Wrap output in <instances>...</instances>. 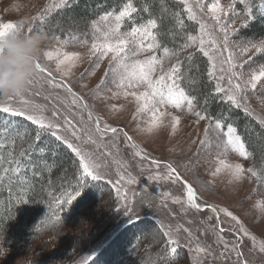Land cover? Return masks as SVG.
Here are the masks:
<instances>
[{
    "label": "rangeland",
    "instance_id": "1",
    "mask_svg": "<svg viewBox=\"0 0 264 264\" xmlns=\"http://www.w3.org/2000/svg\"><path fill=\"white\" fill-rule=\"evenodd\" d=\"M228 2L229 0H221L222 4ZM58 3L59 0H0V23L20 24L24 22V30L28 33V26L30 24L33 26L36 22L32 18L43 12L49 4ZM60 9L62 8H53L45 17ZM209 23L211 24L212 21H209ZM68 27L75 30L74 23H69ZM235 27L239 29L231 37L235 52L239 53L238 45L241 42L252 40L258 43L260 41L243 35L242 30L244 28L240 27V19L236 20ZM91 31V24H89L85 32L89 33L87 37L89 42L92 39ZM194 35L199 36L198 24L197 33ZM81 36L79 40L85 38L84 33H81ZM47 41L45 51L54 50L60 46L57 44L56 39L47 38ZM64 41L70 42L64 46L63 50L80 53L82 60L72 70L70 77L63 78V82L68 83L77 96L82 97L83 102L88 104L93 118L100 117L101 126L107 123L111 127L124 129L132 137L131 142L143 149L148 159L143 160L140 156H136L133 149L128 146L129 142L125 141L122 133H107L103 138V144L107 147L102 146L100 148L91 143H82L83 139L86 138L83 132L81 133V142H76L69 133H65L69 139H73L74 143H80L85 151L92 153L100 164L106 165L100 171L105 176L103 180L111 185L114 191L113 194H115V201L113 202V208L108 206L106 210H103V208L96 206L95 209L86 210L82 214L79 223L68 226L61 231L60 235L64 237L67 235L69 237L73 236L74 240L72 241L75 242H82L84 239V243L79 249H73L71 256L66 261L57 264H82L88 257H93L113 236L131 223L129 222L130 216L133 221L151 217L155 218L159 225L162 222L165 226H171L173 229L178 225H183L184 228L189 229L191 235L184 232L183 229L179 233L173 232V236L179 239L180 245L186 251L185 260L178 264H236L238 258L234 253L231 258L227 256L221 258L220 254L225 249L223 243H218L216 238L219 229L224 228L226 231L221 234L224 239L229 242L235 239L233 234L227 231V229L233 227L238 228L235 222H232L229 217H225L221 213V223L217 225L215 214L211 213L210 210L205 209L202 212L186 210L185 205L173 203V199L177 197L182 201L186 200V192L179 182L174 184L171 181H150L148 179L150 174L162 173L163 164L168 162L177 167V171L183 180L193 185L201 202H207L222 208L226 207L238 217L245 228L256 237L254 243L248 237H244L242 233H238L243 240V259L247 260L249 264H264V253L259 251L260 245L264 243V210L261 208V206H264L263 186L255 178L248 177L240 183H229L230 177L225 169H222L216 176L212 175L216 168L221 167L220 159H225L226 162L230 163H241L246 169L253 167L251 160L249 158L244 159L230 151L225 157H218L215 144L210 148L201 149L199 140L203 138V130L208 124V120H201L197 124V117L186 110L179 113L182 119L179 130L175 135L171 134L170 127H162L154 133L143 131L152 120L151 110L137 114L135 98L132 96L125 98L122 94L124 90L118 89L111 83V74L106 79L107 87L102 88L99 92L97 91L96 86L109 69L108 59L101 61L100 67L95 68V57L90 59L88 56L90 43L88 46H84L72 37L64 39ZM192 50H198V44L188 47L184 52L172 57L170 61H166V66L169 62L175 63L177 59L180 60L186 52ZM151 54L143 53L140 58H146ZM225 56H227V53H225ZM205 57L209 69L208 57ZM250 57L251 59H249ZM245 60L248 63L244 66L243 78L247 80L253 71L258 72L260 66L264 65V54L251 52L237 56L238 62ZM39 62L51 69L53 75L60 79L59 73L55 71V61H48L42 57ZM218 69L219 64L217 65V75H219ZM213 81L216 85V80L213 79ZM41 84L42 87L37 85L26 92L25 98L44 106L43 115L49 119H54L52 113L56 111L58 116L55 119L58 123H62L64 116H67L78 128H84L85 131L91 130L93 137L100 143V136L95 133V120H89L88 111L73 105L71 102L72 97L68 95L63 87L53 88L43 81H41ZM221 84L226 88L227 78ZM261 84H264V81H261ZM127 90L139 92L142 89L130 88ZM117 93L119 94L117 95ZM221 95L223 100H226L223 93ZM247 95L249 97L248 105L253 112L251 116L255 119L256 117H264V91L260 90V85L257 86L255 94L249 90ZM45 97L48 98L45 99ZM11 103L16 105L17 102L13 100ZM160 111L178 114V110L171 106L161 107ZM156 115L158 116L159 113L157 112ZM163 119L166 124L170 120L168 116L163 117ZM114 135L118 137L115 140H113ZM223 139H226V137H223ZM113 143L116 147H113ZM262 148L263 146L260 144L258 149L260 154H264ZM198 149H200L199 153ZM107 153H111V155ZM152 158L162 162L161 169H156L151 164ZM129 174L135 177L137 183H127ZM121 175L125 177L124 180H120ZM165 193H168L167 197H165ZM208 216H212L213 219L209 220ZM87 223L89 224L87 225ZM79 224L80 226H78ZM149 233L151 237H155L154 233ZM55 236L58 235L48 234L38 240H32L26 249L2 246L8 252V255L0 260V264H16L18 259L27 257L30 250H32L31 254L33 256L38 257L36 264H50L49 261H46V258L52 252L65 250L64 245L55 243ZM198 245L204 247L206 252L196 253L195 248ZM230 249L231 243L229 244V251Z\"/></svg>",
    "mask_w": 264,
    "mask_h": 264
},
{
    "label": "snow or ice",
    "instance_id": "2",
    "mask_svg": "<svg viewBox=\"0 0 264 264\" xmlns=\"http://www.w3.org/2000/svg\"><path fill=\"white\" fill-rule=\"evenodd\" d=\"M71 3V0H59L58 4H49L45 7L43 12L39 13L32 19L34 21H43L44 17L53 8H64ZM163 3V0H161ZM179 3L183 5V12L187 14V19L199 25V36L189 34L186 37V43L182 45V48L187 49L188 47L195 46L198 44V50L203 53L204 56L208 57L210 68L208 69V76L210 79L216 80L215 91L217 93H223L226 101L230 102L231 106L235 109H243L247 115H253V112L248 105L249 90L253 94L257 91V86L260 85V90L264 91V65H261L259 71H253L250 74L249 79L245 80L244 77V66L248 63L247 60L243 62L237 61L238 55H246L254 52L256 54H264V39H261L258 43L252 40L241 42L239 47V53L233 50L234 42L231 37L236 34L239 29L235 27L237 19H240V27L248 28L250 23L255 22L257 15L264 16V0H260L259 5H255L253 0H239V3L243 5V15L237 10V0H229L227 4H222L221 0H179ZM254 7H258V13H254ZM144 11L149 10V6L143 7ZM137 11L134 6L133 0H127L123 3L122 7L118 11H108L104 15H101L98 20L91 22V42L87 39L89 33H84V39L79 40V36H73L72 39L78 40L84 46H88L90 43L88 56L91 59L95 57L94 67L99 68L100 62L108 59L109 69L105 72L104 78L101 79L100 83L96 86L97 91L104 87H107L106 79L111 74L113 83L118 89H122L123 96L127 98L132 96L136 101V112L137 114L151 110L152 120L148 123L146 131L148 133L158 132L162 127H170L171 134L175 135L179 130L181 124V115L185 110L197 117L196 123L199 124L201 120H208V124L203 130V138L199 140L201 149L210 148L215 144L217 148V156L225 157L230 151L238 154L244 159H248L251 153L246 149V144L242 139L241 135L237 134V128L231 123L226 125V131H223V126L220 119L213 120L212 117L206 116L200 111L196 110L195 97L191 96L186 92L184 87L181 86L180 81L184 78L181 73V61L176 60L175 63L165 64L166 61H170L172 57L177 56V52L170 50L166 46H162L157 37L161 34L158 27L157 19L149 18L146 23L135 25V19L133 13ZM173 16L178 26L183 30L186 25L184 20L181 19L180 13H173ZM207 17V19H205ZM131 20L130 31L122 29V25L127 21ZM209 21H212L210 24ZM162 26V21H161ZM24 30V22L20 24L8 22L0 23V38L4 37L11 31ZM155 30V31H154ZM36 29L30 24L28 26V34H34ZM57 44L54 50H46L43 53V57L48 61H55V71L59 73L60 79H57L51 69L46 65L41 64L39 61L36 64L37 76L30 82L28 91L32 87L37 85L42 87L41 81L47 83L53 88L63 87L70 97H72V104L87 110L89 114V120H95V133L100 136V143L93 137L91 130L85 131L84 128H78L71 119L64 116L62 123H58L55 118L58 114L53 111L52 116L54 119H49L43 115L44 106L39 105L25 98V94L8 97L0 100V113H6L12 117H22L24 121L31 122L32 125H36L35 136L32 137V142L29 143L28 149L22 150L20 156L26 155L28 150L35 147V142L40 141L42 136L47 134L54 137L56 141L62 142L67 146L75 155L79 158V167L83 170L82 175L78 180V188L75 191V195L68 194L64 200L57 202V208L60 209L64 204L71 205L73 201L81 195V188L85 186L86 178H91L92 181H100L105 179V176L101 173L100 169L106 167V165L100 164L93 156L92 153L85 151L80 143L82 137L81 133H85L86 138L83 139L82 143H91L100 147H107L103 144V138L107 133L117 134L122 133L125 141L129 142L130 146L136 156H140L143 160H147L148 157L144 154L137 144L132 141V137L128 135L124 129H118L111 127L107 123L101 126L100 117L93 118L91 110L88 108V104L83 102L82 97L77 96L68 83L63 82L64 77H70L72 70L82 60V56L78 52H68L63 50L64 46L70 41H64L62 38L57 37ZM145 40L149 42L145 45ZM207 46V47H206ZM162 50L163 55L157 56L156 51ZM143 53H152L146 58L141 59ZM227 53V56H225ZM188 61L191 62L193 57L189 55ZM251 59V57L249 58ZM219 64V75H217V65ZM226 65V67H225ZM157 73H159L157 75ZM46 74V76H45ZM227 78V87H223L221 82ZM130 88H140L141 91H128ZM38 94V93H37ZM119 93H117L118 95ZM48 97H45L47 99ZM15 100L17 103L13 105L11 102ZM171 106L178 110V114L171 112H161V107ZM159 113L157 116L156 113ZM168 116L169 122L166 124L163 117ZM262 127H264V117H256ZM69 133L73 139H69ZM20 138H24V134L19 133ZM226 137V139H223ZM114 135L113 140L117 139ZM14 145L15 141H11ZM195 143V141H193ZM113 147H116L113 143ZM3 142L0 141V168L3 169L5 174L19 173L21 171L20 163L13 156L12 151H9V163H15V168H3L5 160L2 155ZM200 149H198L199 153ZM197 153V154H198ZM111 155V153H107ZM219 163L221 167L216 168L212 173L216 176L217 173L221 172L222 169L227 171L229 175V183H240L246 177L255 178L258 183L264 184V165L260 169L255 166L245 168L241 163H230L226 162L225 159H220ZM151 164L156 169H161L162 162L152 158ZM124 176H120V180H124ZM148 179L151 180H164L171 181L172 183L179 182L182 185L183 190L186 192V200L180 198H174L173 203L183 204L186 206V210H196L202 212L205 209L210 210L211 213L215 214L217 225L221 223V213L225 217H229L232 222L238 228L233 227L227 229L231 232L235 239L231 242L224 239L223 232L226 231L224 228L219 229L216 238L218 243H223L224 251L221 252V258L227 256L231 258L234 253L238 258L236 264H249V262L243 259L242 245L243 240L238 235L242 233L244 237H248L254 243L256 237L253 236L241 223L236 215L233 214L226 207H219L207 202H201L200 197L197 194L196 189L191 183L183 180L180 173L177 171V167L171 162L163 164V172H156L150 174ZM3 181V177H0V182ZM128 184L137 183L135 177L129 174L127 179ZM165 197L168 193L164 194ZM23 200V197L20 198ZM264 210V206H261ZM53 225L61 220V216L53 214L51 217H46ZM208 219H213L212 216H208ZM129 222H134L132 217H129ZM215 227V226H213ZM160 228L163 229V235L167 237L166 247L171 248V253L176 254L177 249L180 246V241L177 237L173 236V232L179 233L181 229L184 232H191L189 229L184 228L183 225H178L175 229L171 226H165L160 222ZM231 243V249L229 251V244ZM259 251L264 253V243L260 245ZM196 253H204L206 249L201 246L195 248ZM210 254V252H209ZM166 259L165 257H162ZM94 258L88 257L82 264H89Z\"/></svg>",
    "mask_w": 264,
    "mask_h": 264
},
{
    "label": "trees",
    "instance_id": "3",
    "mask_svg": "<svg viewBox=\"0 0 264 264\" xmlns=\"http://www.w3.org/2000/svg\"><path fill=\"white\" fill-rule=\"evenodd\" d=\"M126 2L127 0H71L67 7L50 14L43 21H36L33 24L36 29L34 34L40 33L49 39L59 37L66 40L74 35L81 38V33L87 31L92 21L108 11H118ZM133 3L137 8L132 14L136 26L146 23L149 18L157 19L161 33L157 37L159 43L177 54L185 51L182 45L186 43L189 34L197 33V24L187 19L179 0H163V3L161 0H133ZM253 3L259 5L260 0H253ZM145 5L149 6L148 11L143 10ZM237 8L243 13V5L239 0ZM253 11L258 13V7H254ZM173 13L181 14L180 18L186 25L183 30L178 26ZM69 23H74L75 30L69 29ZM131 24L132 21L127 20L122 29L130 31ZM242 33L248 38L264 39V16L257 15L255 22L244 28ZM148 42L145 40V45ZM155 54L163 55L162 50ZM189 55L193 57L191 62L187 59ZM180 61L184 77L180 83L187 93L195 97L196 110L213 120L224 117L221 120L223 131H226L228 123L236 127L237 134L241 135L246 149L251 153L250 162L260 169L264 165V154H260L258 149L261 144L264 150V127L243 109H235L230 102L223 100L221 93L215 91V83L207 74V59L199 50L186 52ZM36 128V125L24 121L22 117L0 113V141L3 142L2 155L5 160L3 168L16 167L15 163L8 162L9 151H12L21 167L19 173L7 174L0 168V177H3L0 182V245L26 249L32 240L48 234L58 235L54 237L55 243L64 245L65 250H55L46 258L50 264H57L66 261L71 256V251L79 249L84 243V239L82 242H75L72 241L73 236L60 235L61 231L79 223L86 210L95 209L96 206L103 210L108 206L113 208L115 194L106 180L92 181L89 177L81 188V195L71 205L64 204L58 209V201L64 200L68 194L75 195L83 170L79 167V158L75 153L47 134L21 157L20 152L28 149ZM19 133L24 134L23 139ZM13 140L14 145L11 143ZM261 186L264 188V184ZM53 214L61 216V220L55 225L45 219ZM149 232L154 233L156 239ZM166 241L167 237L163 235L155 218L137 219L113 236L89 264H178L184 261L186 251L183 246L180 245L177 253L173 254L171 248L166 247ZM165 255L167 258H162Z\"/></svg>",
    "mask_w": 264,
    "mask_h": 264
},
{
    "label": "clouds",
    "instance_id": "4",
    "mask_svg": "<svg viewBox=\"0 0 264 264\" xmlns=\"http://www.w3.org/2000/svg\"><path fill=\"white\" fill-rule=\"evenodd\" d=\"M48 41L45 35L28 34L20 29L0 38V99L22 95L28 91L30 82L37 76L36 64L43 57ZM30 250L27 257L16 264H36L37 256ZM8 252L0 246V260Z\"/></svg>",
    "mask_w": 264,
    "mask_h": 264
}]
</instances>
